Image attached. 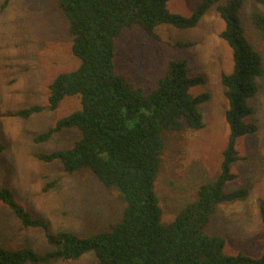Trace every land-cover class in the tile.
<instances>
[{"label": "rangeland", "instance_id": "obj_1", "mask_svg": "<svg viewBox=\"0 0 264 264\" xmlns=\"http://www.w3.org/2000/svg\"><path fill=\"white\" fill-rule=\"evenodd\" d=\"M4 1L0 0V145L4 146L0 151V188L10 189L17 202L33 218L44 219L49 228L25 226L9 205L0 202V246L32 247L42 254L53 249L48 232L64 230L90 236L108 230L122 219L126 203L118 187H106L89 169L69 173L62 162H46L36 156L69 148L82 134L79 128L70 127L46 141H36L37 135L81 107L80 96L66 97L55 110L49 107L51 83L60 73L77 69L80 59L72 51L69 21L57 0H9L3 8ZM201 1L169 0L168 7L190 16ZM257 10L264 12V4L244 0L240 15L247 37L264 56V37L251 19ZM223 27L216 4L195 27L161 24L156 29L159 39L134 27L116 41L117 71L136 87L152 91L171 60L187 59L189 75L205 79L192 86L191 93L210 95L200 104L202 128L164 132L156 193L166 224L198 199L202 184L214 181L221 172L230 135L222 74L232 72L234 64L233 51L220 36ZM178 41L189 45H178ZM258 85L257 94L249 99L255 112L246 119L256 122L259 129L238 138L240 157L231 165L236 178L225 186L227 192L247 189V194L219 203L206 229L225 238L226 254L255 258L264 253V76L258 77ZM34 105L44 108L27 118L16 114ZM96 261L95 253L89 251L74 261L58 259L42 264Z\"/></svg>", "mask_w": 264, "mask_h": 264}, {"label": "trees", "instance_id": "obj_2", "mask_svg": "<svg viewBox=\"0 0 264 264\" xmlns=\"http://www.w3.org/2000/svg\"><path fill=\"white\" fill-rule=\"evenodd\" d=\"M202 0L190 16L172 12L169 0H57L69 21L72 51L80 59L77 69L60 73L50 85L49 107L58 108L70 96H80L81 107L36 136L46 141L55 132L77 127L81 136L73 146L36 156L46 162L58 160L69 173L92 171L108 188L116 186L126 206L122 219L110 229L90 236L71 231L47 233L53 249L39 253L32 247L10 249L0 246V264H42L63 259L74 261L93 251L95 264H264V253L255 258L244 253H225L226 240L209 234L207 226L217 205L244 197L247 189L227 192L226 184L236 178L231 165L239 159L237 140L255 133L256 122L247 121L255 110L249 99L264 76V56L249 40L240 15L244 0ZM264 4V0H258ZM9 0H5V8ZM224 22L220 36L233 51V70L223 72L229 106L228 144L223 151L221 172L214 181L199 188L197 200L188 203L166 224L156 193L164 151V132L204 126L200 104L210 95H193L191 87L205 81L189 75L187 59L171 60L167 73L150 92L136 87L116 68V41L130 28L140 27L159 39L161 24L178 28L197 26L213 5ZM252 22L264 37V12L254 11ZM187 46L188 42L178 41ZM34 105L18 110L29 117L43 109ZM4 148L0 145V151ZM51 184L46 189L50 188ZM0 202L9 205L25 226L48 229V223L33 218L8 188H0Z\"/></svg>", "mask_w": 264, "mask_h": 264}]
</instances>
